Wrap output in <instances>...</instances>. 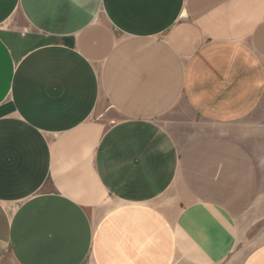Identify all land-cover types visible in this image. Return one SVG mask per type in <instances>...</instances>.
<instances>
[{"label":"crops","instance_id":"crops-1","mask_svg":"<svg viewBox=\"0 0 264 264\" xmlns=\"http://www.w3.org/2000/svg\"><path fill=\"white\" fill-rule=\"evenodd\" d=\"M89 263L264 264V0H0V264Z\"/></svg>","mask_w":264,"mask_h":264},{"label":"rangeland","instance_id":"rangeland-1","mask_svg":"<svg viewBox=\"0 0 264 264\" xmlns=\"http://www.w3.org/2000/svg\"><path fill=\"white\" fill-rule=\"evenodd\" d=\"M187 115L193 117V115H192L190 112H188ZM89 264H90V263H89Z\"/></svg>","mask_w":264,"mask_h":264}]
</instances>
